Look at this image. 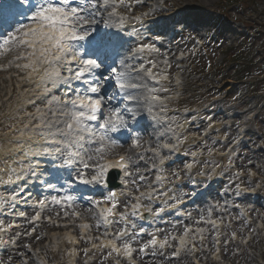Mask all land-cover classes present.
I'll use <instances>...</instances> for the list:
<instances>
[{
    "label": "snow or ice",
    "instance_id": "6c2138e0",
    "mask_svg": "<svg viewBox=\"0 0 264 264\" xmlns=\"http://www.w3.org/2000/svg\"><path fill=\"white\" fill-rule=\"evenodd\" d=\"M143 3L144 0H10L0 4V16L10 17L7 27L0 28V71L14 67L25 73L40 90L41 102L45 104V111L37 108V115L33 117L37 122L31 125L32 131L43 141L38 145L41 151L33 155L58 161L54 167L71 170L74 181H64L58 187L39 178L49 194L36 199H32L31 192L25 195L28 187L25 183L8 199H0V215L6 208L7 214L25 219L31 226V232L23 233L27 236L37 231V222L42 219L57 228L68 227L61 225L60 219L70 220L79 230V239L65 233L67 242L83 241L98 251L106 250L104 259L111 258L113 264H137L150 250L156 255L157 249L172 247L171 242L176 245L172 257H180L182 253L195 255L197 239L201 247L205 240L204 228L194 232L186 227L179 236L165 234L161 238L159 229L149 233L140 223L156 222L167 209L178 211L183 203L179 196L172 194L175 188L168 187L179 181L182 173L176 170L166 175L165 164L170 154L187 140L183 135L184 124L169 115L171 98L159 94L169 91L161 82L169 79L166 69L171 65L164 60L165 69L157 70V61L151 58L159 52L155 44L140 43L123 55L115 49L109 51L105 45L107 33L101 31V26L124 30L133 22L143 24L149 12L132 14L133 9ZM128 35L139 38L140 32L133 26ZM149 81L154 82L153 85L150 86ZM145 115L164 129L155 144L148 147L136 127ZM122 133H127V137L122 139L116 135ZM191 156L193 163L185 164V173L191 172L197 162L198 153L191 152ZM149 162L151 167H147ZM111 169H118L126 178L122 179L123 187L119 190L108 188L106 177ZM23 171L21 169V173ZM21 173L12 170L15 180L10 176L5 183L24 180ZM28 173L38 177L36 166L31 164ZM150 175H154V180L149 179ZM236 176L238 178L240 173ZM74 184L100 186L106 192L99 199L79 197L70 191ZM161 197L167 199L157 204ZM80 199H86L90 206L81 207ZM21 204L30 207L32 214L20 210ZM208 216L206 220L201 217V222L217 229L216 220L211 219V209ZM17 228L19 224H6L0 219V248L18 245L21 232L4 238ZM93 232L96 234L88 235ZM145 235L149 239L141 242ZM219 236L217 231L211 242L217 260L223 254ZM237 236L236 231L231 232L225 245L236 241ZM33 238L40 241L43 236ZM242 243L248 241L243 239ZM22 247L27 251H18L15 258L9 255L6 261L0 258V264H13L14 259L19 260V264H29L24 257L33 254L32 244ZM88 253L89 249L85 248L84 254ZM195 264H199V260Z\"/></svg>",
    "mask_w": 264,
    "mask_h": 264
},
{
    "label": "rangeland",
    "instance_id": "374dc122",
    "mask_svg": "<svg viewBox=\"0 0 264 264\" xmlns=\"http://www.w3.org/2000/svg\"><path fill=\"white\" fill-rule=\"evenodd\" d=\"M221 1L144 0L132 13L149 12L143 18V24L133 22L124 30H117L119 34L133 38L128 33L135 26L140 32L138 41L144 40L146 34L151 35V31L162 33V49L170 58L155 59L159 66L157 70L165 69L164 60L171 67L166 69L169 79L161 82L169 91L159 94L171 98L169 115L184 124L183 135L187 137L166 161V175L176 170L182 173L181 179L168 187H174L172 194L185 201L199 187L205 186L202 191L206 192V197L197 201L196 209L191 205L184 209L193 216L189 223L180 224L179 220L164 213L165 220L151 222V226L145 227L149 233L159 229L158 234L163 238L165 234H182V224L206 225L201 227L205 229V240L202 247L197 241V253H182L174 258L171 253L176 245L171 242L172 247L162 251L157 249L156 255L150 250L142 260H137L139 264H195L197 260L199 264H264V0L251 1L249 7L240 3L226 5L224 9L228 13L225 17L216 10ZM158 14H163L159 26L150 20V16L158 19ZM180 30L185 32L177 34ZM228 52L231 55L226 60ZM226 61L227 67L222 68ZM4 63L6 65V61ZM25 77V73L14 67L0 71V199L5 200L18 190L19 184H28L25 176L28 164L25 160L30 155L28 148L43 142L31 128L37 121L28 115L33 110L30 101L36 100L32 99L34 88H30V84L26 85L29 86L26 90L22 89ZM153 83L150 81L149 85ZM185 120L188 123L185 124ZM25 125L29 127L25 128ZM136 127L145 147L154 145L159 132L164 130L147 115ZM185 152L189 154L185 155ZM191 152L198 153L197 162L191 172L185 173V164L193 163ZM140 164L144 170V162ZM147 167H151L150 162ZM12 170L24 175L25 179L5 183L10 176L15 180ZM236 173H240L238 178ZM154 178V175L149 176V179ZM166 199L161 197L157 203L163 204ZM78 202L81 207L90 206ZM209 209L211 219L218 222L217 229L194 222L201 217L208 219ZM58 222L68 227L40 223L32 236L20 237L19 249L6 254L4 260L9 255L15 258L18 251H27L23 244H32L33 254L24 257L29 264H113L111 258L104 259L106 250L98 251L83 241L69 244L65 233L79 237V230L70 220ZM217 231L223 252L219 260L211 247ZM233 231L238 233L237 240L225 245ZM35 235H42L43 239L36 241ZM147 239L149 237L144 236L141 242ZM243 239L248 243H242ZM85 248L89 249L88 255L84 254ZM74 249L75 254H72ZM13 264H19V260L14 259Z\"/></svg>",
    "mask_w": 264,
    "mask_h": 264
},
{
    "label": "bare ground",
    "instance_id": "6f19581e",
    "mask_svg": "<svg viewBox=\"0 0 264 264\" xmlns=\"http://www.w3.org/2000/svg\"><path fill=\"white\" fill-rule=\"evenodd\" d=\"M186 23V22H185ZM42 111H45V110H42ZM31 151V148L29 149V152ZM39 151H41V149L39 148V147H36V149H35V153H37V152H39ZM30 155H31V153H30ZM38 158H35L36 160H38V161H36V162H34V164H33V166H36V171H37V169H38V164H41V163H43V162H45L46 164H49V163H54V162H57V161H53V159L51 158V157H47V156H37ZM37 173H38V177H33V179H34V181H35V185L37 184V182L39 181V170L37 171ZM46 174H47V176H50V172L48 171H46L45 172ZM40 191V193H42V191L41 190H39ZM35 191L33 190L32 191V199H33V197H34V195H33V193H34ZM27 193H25V195H26ZM22 206L19 208L20 210H23V208L26 206V205H24V204H21ZM178 209L180 210V209H182V206H181V204L178 206ZM171 210L172 211H175V212H177V209H172L171 208ZM182 211L180 210V213H181ZM177 215L179 216V213H177ZM195 232V231H194Z\"/></svg>",
    "mask_w": 264,
    "mask_h": 264
},
{
    "label": "trees",
    "instance_id": "16d2710c",
    "mask_svg": "<svg viewBox=\"0 0 264 264\" xmlns=\"http://www.w3.org/2000/svg\"><path fill=\"white\" fill-rule=\"evenodd\" d=\"M251 1H256V0H222L221 2H220V5H217V8L219 9V8H224V7H226V5H233V4H235V3H240L241 5H243L244 7H249V6H251L252 4H250V2ZM223 13V15H225L226 13L225 12H222ZM237 49V48H236ZM234 51H232V53H233ZM231 55V53H229V56ZM227 57L226 59L227 60H229V58L230 57ZM225 65H223L224 67L223 68H225L226 66H227V63H224Z\"/></svg>",
    "mask_w": 264,
    "mask_h": 264
}]
</instances>
